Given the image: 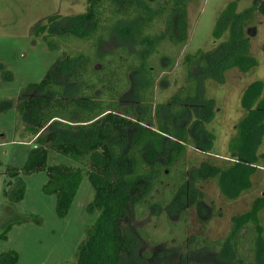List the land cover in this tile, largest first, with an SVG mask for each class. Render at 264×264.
<instances>
[{"label": "trees", "instance_id": "16d2710c", "mask_svg": "<svg viewBox=\"0 0 264 264\" xmlns=\"http://www.w3.org/2000/svg\"><path fill=\"white\" fill-rule=\"evenodd\" d=\"M191 1L87 0L86 12L50 16L47 24L34 30L36 35H47L51 49H59L52 40L58 35L62 43L69 40L81 47L61 50L43 79L27 86L33 95L19 108L36 134V142L22 169H7L19 184L17 191L5 190L4 194L11 204L22 199L21 172L45 170L48 180L43 192L56 196L55 212L63 218L84 173L87 175L94 190L87 209L98 216L87 228L71 264H137L138 241L131 222L155 208L167 214L172 209L179 211L181 222L176 227H182L178 237L185 251L181 264H205L190 259V255L203 252L215 255L221 263L264 264L263 196L256 198L249 210L232 217L224 238L212 240L186 233L191 228L187 212H198L202 201L199 185L216 179L227 201L253 187L264 135V81L249 83L243 92L244 116L228 143L231 155L224 159L227 164L204 161L190 170H184L183 164L189 139L202 151L212 148L214 136L206 124L214 116L215 104L204 96L203 81L222 83L225 71L238 68L246 72L258 64L250 53L246 28L255 15L264 16V0H253L241 12L235 1L230 2L217 18L212 34L220 40L226 33L227 39L212 51L185 54L186 85L166 102L155 103L160 73L173 69L187 44ZM111 41L117 46L105 50ZM60 76L67 84L58 81ZM69 85L73 89H68ZM50 151L71 157L86 169L64 163L48 166ZM6 185L9 189L11 181ZM164 187L166 193L160 199L157 195ZM11 214L3 213L0 219L5 223L0 234L3 239L13 224L32 219L41 222L37 216L12 220ZM201 224V230L205 229L206 223ZM137 233L145 236L141 230ZM18 260L15 250L0 253V264H17Z\"/></svg>", "mask_w": 264, "mask_h": 264}, {"label": "rangeland", "instance_id": "374dc122", "mask_svg": "<svg viewBox=\"0 0 264 264\" xmlns=\"http://www.w3.org/2000/svg\"><path fill=\"white\" fill-rule=\"evenodd\" d=\"M232 1L236 2L238 12L249 8L253 3V0L189 2L187 44L181 49L173 69L160 73L155 87V103L166 102L186 85L187 69L183 64L185 54H193L197 50L212 51L227 39L226 33L220 40H215L212 34L220 13ZM86 9L87 0H0V219L6 212L12 213V220L35 216L41 219V222L31 218L30 221L13 224L7 233V239L0 237V253L17 251V264L73 263L78 245L86 238L87 228L98 216V212L91 213L87 209L94 198V190L85 173L70 211L63 218L58 217L55 212L56 196L43 192L48 180L45 170L30 174L21 172L19 178L25 188L22 199L11 204L4 194L5 190L17 191L19 184V179L9 177L7 169H22L36 142V134L19 108L23 100L33 95V91L27 90V86L43 79L58 59L61 50L81 47L69 40L62 43V38L58 35L52 40L59 45V49H51L46 41L47 35H36L34 30L47 24L50 16H74L86 12ZM246 34L251 43L250 53L258 64L246 72L238 68L225 71L222 83L211 79L203 81L204 96L213 99L215 104L214 116L206 124V129L214 136L212 148L209 152L202 151L189 139L183 161L184 170L196 168L204 161L217 165L227 164L224 159H229L231 155L228 143L236 136L237 124L244 116L241 104L243 92L249 83L264 81V16L255 15L246 28ZM115 46L116 41L108 42L105 50H112ZM11 74L12 78L9 79ZM58 81L67 84L62 76ZM68 89L73 87L69 85ZM258 156L256 164L259 169L252 177L253 187L234 201L225 199L216 179L199 185L202 201L198 212L196 209H189L187 212V221L191 227L188 231L186 229L188 236L206 235L212 240L226 237L232 217L249 210L256 198L264 197V135L258 147ZM58 163L86 169L71 157L50 151L47 165ZM6 180L11 181L9 189ZM167 180L170 181V177ZM166 189L161 188L158 198H163ZM196 214L200 220L198 222ZM179 215L176 209L167 214L155 208L141 218H133L132 230L138 241L137 264H181L180 259L185 251L181 247L182 239L178 237L182 227L179 230L176 227L181 222ZM260 218L264 226V209L260 212ZM201 222L206 223L203 230ZM4 228L5 223L0 220V234ZM137 230L143 231L146 237L142 234L144 237L141 238ZM149 255L152 256L148 259ZM190 257L205 264H227L219 262L215 255L204 252L194 253Z\"/></svg>", "mask_w": 264, "mask_h": 264}, {"label": "flooded vegetation", "instance_id": "af4514ba", "mask_svg": "<svg viewBox=\"0 0 264 264\" xmlns=\"http://www.w3.org/2000/svg\"><path fill=\"white\" fill-rule=\"evenodd\" d=\"M199 207H200V203H199V205H198ZM199 207H198V210H199ZM169 213V212H168ZM150 256H152V255H150ZM150 256H148V258H150Z\"/></svg>", "mask_w": 264, "mask_h": 264}]
</instances>
